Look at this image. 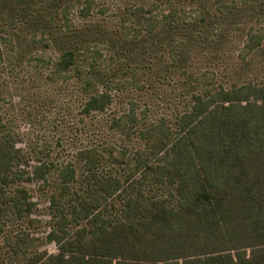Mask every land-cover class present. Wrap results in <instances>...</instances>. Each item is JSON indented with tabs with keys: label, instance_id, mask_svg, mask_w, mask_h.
Returning <instances> with one entry per match:
<instances>
[{
	"label": "trees",
	"instance_id": "1",
	"mask_svg": "<svg viewBox=\"0 0 264 264\" xmlns=\"http://www.w3.org/2000/svg\"><path fill=\"white\" fill-rule=\"evenodd\" d=\"M117 3L0 0V264H264V80L249 77L264 0ZM227 70L243 77L226 85ZM34 94L100 136L29 165L4 106ZM154 103L169 117L149 118ZM33 180L51 186L56 252L23 228Z\"/></svg>",
	"mask_w": 264,
	"mask_h": 264
},
{
	"label": "rangeland",
	"instance_id": "2",
	"mask_svg": "<svg viewBox=\"0 0 264 264\" xmlns=\"http://www.w3.org/2000/svg\"><path fill=\"white\" fill-rule=\"evenodd\" d=\"M118 0H101L105 4L107 10L106 14H111L113 11H116L118 5ZM134 0H130V2ZM254 20H250L242 25L244 28L249 26L257 25L254 23ZM258 25H264V19L258 21ZM241 25L235 26V30L232 29V34H230V42L228 44V49L235 50L238 49V46L241 42L242 35L238 31ZM240 29V30H238ZM227 49V48H226ZM46 55H53L51 51H47ZM30 63L25 64V69L21 72H25L26 69L32 71V74L35 73L34 61H29ZM27 70V72H29ZM227 70L224 71L222 79L226 85H230L233 82H237L240 78L234 74H231ZM254 80H264V66L262 70L259 68L256 71H253L251 76ZM248 77L245 76V79ZM40 82L37 81L36 85H39ZM47 87H51V84H47ZM164 87V86H163ZM165 88V87H164ZM168 88V87H167ZM166 91V88H165ZM14 95V93H11ZM170 97V96H169ZM37 95H32L24 97L22 101L17 96H13V101H15V108L10 109L9 104H6L4 107L6 110L5 115L10 118L12 121V127L16 129L19 133L18 137L20 139L19 145L26 151L28 156L29 165H37L40 163V160L52 161L56 164L64 162L68 159H72L76 155L78 148H81L89 142L90 139L96 140L100 136L99 131H94L92 137L90 136V130L87 133L78 131L76 134L72 130V125L68 118H62L57 116V109H41L37 108V103L43 98L42 95L38 98V102L31 107L32 99H37ZM178 100V98H177ZM183 101L180 99L179 103ZM184 102H181V104ZM155 105L149 107L148 117L153 119L160 114H169L170 109L164 108L159 104L154 103ZM140 108H143L141 104ZM127 107L126 104L119 106L118 109ZM90 138V139H89ZM47 178L50 182L55 181V174L50 172L47 174ZM29 188L32 200L35 202V208L30 215V218L33 220V225L29 226L26 224L23 228L26 229L28 236L34 238V248L39 250H47L49 252H56V246L53 242H48L46 239L47 233L49 232L52 224V212L49 209L48 197L50 193L51 186L50 184H44L33 180L25 184Z\"/></svg>",
	"mask_w": 264,
	"mask_h": 264
}]
</instances>
